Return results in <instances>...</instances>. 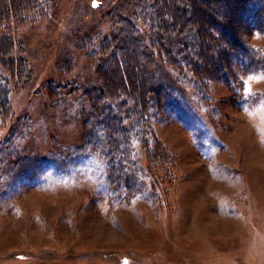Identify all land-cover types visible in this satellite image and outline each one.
<instances>
[{
  "label": "rangeland",
  "instance_id": "374dc122",
  "mask_svg": "<svg viewBox=\"0 0 264 264\" xmlns=\"http://www.w3.org/2000/svg\"><path fill=\"white\" fill-rule=\"evenodd\" d=\"M130 1L52 0L45 18L10 16L31 74L12 78L0 143L37 161L31 178L0 177V264H264V73L243 76L231 56L225 74L212 62L194 78L152 67L150 84L175 87V106L151 112L147 146L134 142L137 188L107 180L83 93L120 76L95 47L111 42L114 12L127 16ZM246 32L264 53V33ZM131 72L136 81L139 63Z\"/></svg>",
  "mask_w": 264,
  "mask_h": 264
},
{
  "label": "trees",
  "instance_id": "16d2710c",
  "mask_svg": "<svg viewBox=\"0 0 264 264\" xmlns=\"http://www.w3.org/2000/svg\"><path fill=\"white\" fill-rule=\"evenodd\" d=\"M51 1L0 0V119L7 120L11 115L8 96L12 78L18 86V72L24 73V79H30L31 74L28 64L14 52L16 40L10 36V16L14 15L17 23L34 20L36 16L45 18L49 15ZM166 5L174 11L166 14ZM127 7V16L113 11L116 25L109 38L111 42L103 43L101 39L95 47L98 53L102 52L101 66L106 69L107 65H113L122 70L121 74L113 82L99 79L100 84L86 89L83 98L89 106L87 119L93 127L89 136L95 139L94 146L98 149L102 150L103 144L107 147V180H115L124 190H132L140 182L134 142L140 141L147 146L149 140L146 142V139L152 138L151 112L162 103L171 108L175 106L170 95L177 91L176 88L152 86L149 70L165 63L177 74L188 71L194 78L196 70L212 62L225 74L223 62L231 56L240 65L243 76L264 73V53L245 41L244 34L248 29L264 33V0H131ZM136 20L142 22L143 29L135 24ZM218 34L229 41L224 47ZM170 38H175L173 44ZM151 45L155 49L161 47L167 58L161 54L163 58L160 59L159 51H154ZM130 59L133 62H129ZM122 63L128 70L123 69ZM137 63L141 72H137L135 81L131 70ZM130 83H135L134 91H130ZM140 83L143 91H140ZM94 92L98 95L90 99ZM8 144L0 143L1 179L13 176L12 183L33 177L34 173L25 170L32 165L30 162L35 164L37 160L18 157L16 150L5 148Z\"/></svg>",
  "mask_w": 264,
  "mask_h": 264
},
{
  "label": "snow or ice",
  "instance_id": "6c2138e0",
  "mask_svg": "<svg viewBox=\"0 0 264 264\" xmlns=\"http://www.w3.org/2000/svg\"><path fill=\"white\" fill-rule=\"evenodd\" d=\"M93 7H96V4H95V0H94V2H93V5H92ZM249 79H258V77H249Z\"/></svg>",
  "mask_w": 264,
  "mask_h": 264
}]
</instances>
